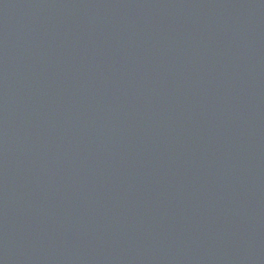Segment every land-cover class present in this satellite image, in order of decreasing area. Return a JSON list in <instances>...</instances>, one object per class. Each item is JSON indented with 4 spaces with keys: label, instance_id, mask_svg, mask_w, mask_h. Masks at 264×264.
Instances as JSON below:
<instances>
[{
    "label": "water",
    "instance_id": "water-1",
    "mask_svg": "<svg viewBox=\"0 0 264 264\" xmlns=\"http://www.w3.org/2000/svg\"><path fill=\"white\" fill-rule=\"evenodd\" d=\"M0 264H264V0H0Z\"/></svg>",
    "mask_w": 264,
    "mask_h": 264
}]
</instances>
